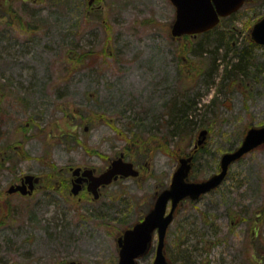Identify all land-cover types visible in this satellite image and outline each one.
Returning <instances> with one entry per match:
<instances>
[{
    "label": "rangeland",
    "instance_id": "374dc122",
    "mask_svg": "<svg viewBox=\"0 0 264 264\" xmlns=\"http://www.w3.org/2000/svg\"><path fill=\"white\" fill-rule=\"evenodd\" d=\"M88 2L0 0V105L8 115L0 118V264H118V237L151 210L202 130L208 135L194 160L196 181L218 173L222 156L250 128L264 126V48L247 33L264 0L234 23L243 32L217 33L234 52L253 54L246 74L233 67L230 50L211 47L215 36H202L205 60L191 53L199 39L173 38L168 0H94V10ZM105 46L90 67L70 57ZM175 96H182L177 105L196 101L198 117L189 120L203 125H190L182 139L166 126ZM5 148L16 151L11 167ZM122 154L142 168L140 177L119 179L99 200L71 193L72 168L105 170ZM26 175L41 177L35 194H8ZM263 209L261 146L231 165L218 189L182 204L166 254L175 264H264ZM154 253L139 264H153Z\"/></svg>",
    "mask_w": 264,
    "mask_h": 264
},
{
    "label": "water",
    "instance_id": "95a60500",
    "mask_svg": "<svg viewBox=\"0 0 264 264\" xmlns=\"http://www.w3.org/2000/svg\"><path fill=\"white\" fill-rule=\"evenodd\" d=\"M94 0H90L92 5ZM176 9V17L171 27V34L174 38L184 36H197L213 29L220 22V17L228 16L242 5L245 0H170ZM253 40L264 46V18L258 22L252 31ZM208 131L200 133V139L195 146L196 149L206 140ZM264 145V126L251 128L242 144L233 152L226 153L221 158L220 172L214 174L209 179L201 182L189 181V176L193 166L194 155L181 158L179 166L173 174L171 184L163 190L157 197L152 210L145 216L143 221L136 224L124 232L118 238L119 263L137 264V259L146 255L151 247L154 233L158 232V246L154 264H169L164 254L165 238L168 227L174 219V213L179 203L186 198L198 200L200 197L218 188L226 179L230 166L249 154L256 148ZM81 168L74 171V175H79ZM140 172L135 168L134 163L124 160V156L114 159L107 171L98 177L93 176L92 170H86L83 176L90 177L88 186L89 192L99 198L101 186L109 185L119 177H138ZM40 182L39 177L27 175L22 179V183L12 185L8 189L9 194L21 193L31 195L35 189V184ZM81 179L76 180L72 187V193L78 195L82 191ZM171 202L172 208L167 214L168 205ZM167 214V215H166ZM71 264H81L73 262Z\"/></svg>",
    "mask_w": 264,
    "mask_h": 264
},
{
    "label": "trees",
    "instance_id": "16d2710c",
    "mask_svg": "<svg viewBox=\"0 0 264 264\" xmlns=\"http://www.w3.org/2000/svg\"><path fill=\"white\" fill-rule=\"evenodd\" d=\"M21 23H24V22L21 21ZM28 27H32L31 26V22H29ZM37 29L38 28H36L35 26H33V28L30 31H37ZM219 32H220V30H216V31L207 33V34L202 35V36H204L205 38H208L209 36H215V37H217L218 36L217 33H219ZM202 36H199V37L196 38V39H199L198 41L195 38H191V37H188V36H186V37H184L182 39L185 40V41H187V42H189V43H194V44L196 43V41L197 42H200L199 44L195 45V48H193L191 50L192 51L191 53H194L195 55H198L200 58H203L205 60L206 59V56H208V54H210V53H208L205 50L206 49L205 46L204 47L201 46V43H205L206 41H208V40L202 39V38H204ZM193 39H195V40H193ZM209 43L211 44V47H213V49H215L216 51L219 50V49H222V48L226 49L227 51L230 50L229 53H231V52L233 53L232 56H231V58H233L232 59L233 67H235V69H238L239 68L240 70L243 71L244 74H246L245 68H246L247 63L250 62L251 65H252V61H253V58L254 57L252 56L253 54L251 52H248V50H244V51H240V52H234L235 49H233L232 47L230 48L228 44L225 45L224 39L221 38V37H217L216 40L211 41ZM107 48L105 46L101 50V52H98V51H95V50L82 51V52H76L75 51V52H73V55L70 56V57H71L72 60L75 61V63L84 64L83 67H90V66H93V65L97 64V62L99 60L100 53L101 54H107ZM229 53H228V56H226V57H229ZM216 56H219V55H214L213 54V60L215 62H216V59H217ZM234 61H236L235 64H234ZM215 62H214V64H216ZM226 64L228 65L229 63H226ZM235 72H233L232 70H228L227 74L230 75V74H234ZM201 73H202V70L200 71V74ZM206 73H209V70ZM210 74H211V71H210V73L208 75H210ZM0 91L2 92V90H0ZM186 92H188V89L186 90ZM183 96H186V95H183ZM176 97L177 96L173 97L172 100H171V102H170V104H168L169 106L167 107V111L166 112H167V116L169 117V119L167 120L168 125L166 124V126H168V128L171 129V132L170 133H171V135L173 137H178V138L182 139L181 137L188 136L189 133H188L187 129H188V127H190V125H193V126L196 125V126H198L200 124L201 127L203 125L201 123H198L197 124V123L191 122L189 120L190 118H193V114L194 115H197L196 114V111L193 108V104L195 105L196 103H194V102H196V101L191 100L192 103L191 102L188 103L187 101H185V103H184L185 105L184 106H183V103L182 102H179L180 104L177 105L178 99L182 98V96H178V98H176ZM24 100L25 99L23 98V105L24 104L27 105V101H24ZM1 115H2V118H1ZM5 115H7V112H4L2 110V108H1V105H0V118L1 119L5 118ZM197 117H198V115H197ZM0 127H1V125H0ZM138 130H139V128H138ZM132 131L133 130H131V132ZM136 135L139 136L141 134L139 132H137ZM70 136L71 135H64V137H70ZM125 139H129L127 141L129 143L139 142V140L137 138L135 140H132L128 135H126V138ZM65 141L69 142L71 140L70 139H66ZM155 143H157V142H155ZM167 145H168V142H167ZM128 148L130 149L131 147H128ZM15 152L16 151H14L13 149H6V148L4 149V157H3V159H4V161H3L4 162V165L6 163H10V167H11L12 165H15L16 164V162L13 161L12 158H11L12 155H13V153H15ZM56 174L59 175V173H56ZM52 181H53L52 179L48 180V185L47 186H50ZM64 185L66 186V188H68V186L66 185V182H64ZM51 186H53V185H51ZM9 212L12 213V211L8 209L7 210V213L5 214V216L9 215ZM263 212H264V209H263ZM98 215L100 217L105 216L102 213H99ZM169 261L172 264H175V262L172 261L171 258H169Z\"/></svg>",
    "mask_w": 264,
    "mask_h": 264
},
{
    "label": "flooded vegetation",
    "instance_id": "af4514ba",
    "mask_svg": "<svg viewBox=\"0 0 264 264\" xmlns=\"http://www.w3.org/2000/svg\"><path fill=\"white\" fill-rule=\"evenodd\" d=\"M254 0H245V2H244V4L242 5V7L240 8V10L239 11H237V12H235V13H232L231 15H229L228 17H226V18H223V19H221V22H220V24L218 25V27H216L213 31H215V30H218V29H223V30H226V31H228V33H230V35H228V37L230 38L233 34H236L237 32H243L241 29H238L235 25H234V23L237 21V20H239L240 18H239V16H240V14L242 13V11L247 7V6H251L252 4V2H253ZM259 8V7H258ZM260 10L262 9V8H259ZM257 12H259L260 14H257V13H255V15L258 17V19H257V21H255L252 25H250L249 26V28H248V31H247V33H249V37L251 38V40H250V42L249 43H252L253 45H256V43L253 41V39H252V30H253V28H254V26H255V24L258 22V21H260L263 17H264V11H257ZM255 16V17H256ZM256 17V18H257ZM233 45H237L238 43H243V41H240V42H238L237 40H234L233 42ZM196 157V156H195ZM195 160V159H194ZM111 163V162H110ZM109 166H110V164L107 166V168L104 170H98L97 168H89V167H77V168H81V171H80V173H79V175H77V176H74L73 174H72V179L70 180L71 181V183L73 184L74 182H76V180H78V179H81V186H82V192L81 193H84V192H87V193H90L89 191H88V186H89V184H90V181H91V179H90V177H86V176H83V173H84V171H86V170H92L93 171V176L94 177H98L99 175H101L103 172H105L108 168H109ZM136 166V165H135ZM138 169H139V171H140V173H141V171H142V168H140L139 166H136ZM73 169H76V168H72L71 169V171L73 170ZM120 179H123V178H120ZM194 180V179H193ZM41 181V180H40ZM194 181H196V180H194ZM117 182V181H116ZM37 188H38V186H36ZM107 187H109V185L108 186H102L100 189H99V197L101 198L103 195H104V189H106ZM164 189H166V188H164ZM163 189V190H164ZM80 193V194H81ZM90 195V194H89ZM90 196H92V195H90ZM204 197V196H203ZM202 197V198H203ZM92 198H94L93 196H92ZM95 199V198H94ZM184 202H190V201H188V200H186V201H184ZM184 202H181V203H179V205H178V207L176 208V210H175V213H174V219H173V221H172V224L171 225H173V223L176 221V219H177V217L179 216V213H180V210H181V206H182V204L184 203ZM171 208H172V205H171V203L168 205V209H167V214H169V212L171 211ZM233 223H235V221L233 220ZM254 232H257L256 230L254 231ZM256 235H257V233H255ZM255 235V236H256Z\"/></svg>",
    "mask_w": 264,
    "mask_h": 264
},
{
    "label": "bare ground",
    "instance_id": "6f19581e",
    "mask_svg": "<svg viewBox=\"0 0 264 264\" xmlns=\"http://www.w3.org/2000/svg\"><path fill=\"white\" fill-rule=\"evenodd\" d=\"M209 76H212V75H209Z\"/></svg>",
    "mask_w": 264,
    "mask_h": 264
}]
</instances>
